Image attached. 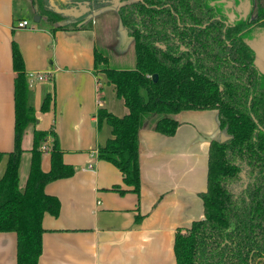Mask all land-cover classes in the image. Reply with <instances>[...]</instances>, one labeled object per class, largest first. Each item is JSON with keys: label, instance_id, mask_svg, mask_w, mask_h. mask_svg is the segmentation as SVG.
I'll return each instance as SVG.
<instances>
[{"label": "trees", "instance_id": "16d2710c", "mask_svg": "<svg viewBox=\"0 0 264 264\" xmlns=\"http://www.w3.org/2000/svg\"><path fill=\"white\" fill-rule=\"evenodd\" d=\"M208 1L145 0L150 7L136 1L118 11L123 46L132 44L135 64L132 69L110 68L103 51H94L95 69L128 110L119 117L98 109L97 122L107 124L111 136L98 147L97 158L116 167L124 185L138 195L139 131L148 124L153 131L172 136L179 112L216 110L219 133L227 139L210 141L206 191L200 194L203 218L176 231L175 262L264 264V74L254 64L253 51L264 36V0H250L254 16L227 27L214 19L220 14ZM31 3L33 14L55 29L74 30L80 24L64 22L44 0ZM11 61L13 148L0 152V163L6 159L0 177V233L16 235V264H37L42 218L59 212L58 200L44 187L70 177L74 170L63 163L57 137L35 130L28 175L24 187H19L22 138L35 122V110L22 55L13 42ZM48 108L46 97L41 111ZM43 145L50 158L47 172L41 170Z\"/></svg>", "mask_w": 264, "mask_h": 264}, {"label": "crops", "instance_id": "0c3cea01", "mask_svg": "<svg viewBox=\"0 0 264 264\" xmlns=\"http://www.w3.org/2000/svg\"><path fill=\"white\" fill-rule=\"evenodd\" d=\"M34 16L31 0H0V152L13 148V42L26 74H48L47 80L28 79L35 122L22 138L19 187L21 172L25 181L28 175L35 130L57 137L63 163L74 170L44 187L58 200L59 212L42 218L37 264H176V231L203 218L200 194L206 191L209 144L220 136L217 111L179 112L172 136L146 124L138 133L140 191L134 194L116 167L97 158L98 147L111 136L108 125L97 122L98 109L119 117L128 110L94 67L96 23L90 16L74 30H62L42 18L31 23ZM22 20L32 29L17 28ZM46 97L49 108L41 111ZM49 168V153L43 151L41 170ZM0 264H16L12 232L0 233Z\"/></svg>", "mask_w": 264, "mask_h": 264}, {"label": "flooded vegetation", "instance_id": "af4514ba", "mask_svg": "<svg viewBox=\"0 0 264 264\" xmlns=\"http://www.w3.org/2000/svg\"><path fill=\"white\" fill-rule=\"evenodd\" d=\"M47 8H54L50 5V2L53 1L54 4L60 9H69L76 7L78 9L77 13H81L82 16L75 17L73 15H62L64 22H76L79 21L82 23L86 18L102 14L105 10H112L116 13L118 17V11L125 4H130L133 2H141L146 7H150L145 3V0H47ZM247 9V0H210L208 1L211 8L216 7L220 16H216L214 19H217L224 23L225 27L232 26L235 22L240 20H250L254 16V5L251 3ZM85 2H88L87 5L83 6ZM155 8H158L155 5H152ZM162 7H165L163 5ZM55 12V10H54ZM57 13V12H56ZM60 14V13H58ZM90 17V18H91ZM119 19V18H118ZM93 20V19H92ZM120 22V21H119ZM121 25V24H120ZM204 27V26H202ZM264 39L262 36L255 44L256 46ZM243 175V174H242ZM244 177V175H243Z\"/></svg>", "mask_w": 264, "mask_h": 264}, {"label": "rangeland", "instance_id": "374dc122", "mask_svg": "<svg viewBox=\"0 0 264 264\" xmlns=\"http://www.w3.org/2000/svg\"><path fill=\"white\" fill-rule=\"evenodd\" d=\"M102 14L93 16L92 19L96 23L94 27L97 30V46L103 51L104 56L107 57L108 66L115 69L134 68L135 55L133 46L132 44L123 46L124 32L116 13L109 9L103 11ZM31 23H33L32 20ZM24 182L25 178H23L21 172V188Z\"/></svg>", "mask_w": 264, "mask_h": 264}, {"label": "water", "instance_id": "95a60500", "mask_svg": "<svg viewBox=\"0 0 264 264\" xmlns=\"http://www.w3.org/2000/svg\"><path fill=\"white\" fill-rule=\"evenodd\" d=\"M88 2H85L83 6L87 5ZM50 5L54 8L55 12L57 13H60L62 15H73L75 17H79V16H82L81 13H77L78 12V9L76 7H73V8H69V9H60L58 8L53 1L50 2ZM250 6V2L247 0V9L249 8ZM40 20V16L38 15H35L33 17V22H38ZM253 51H254V54H255V66L256 68L258 69V71L261 73V74H264V39L260 42L259 45H255L253 46ZM156 75H153V79L155 80L156 79ZM227 139V137L224 135V134H220L219 136V140L220 141H225ZM243 176V175H242Z\"/></svg>", "mask_w": 264, "mask_h": 264}, {"label": "built area", "instance_id": "2783aa9c", "mask_svg": "<svg viewBox=\"0 0 264 264\" xmlns=\"http://www.w3.org/2000/svg\"><path fill=\"white\" fill-rule=\"evenodd\" d=\"M17 28H30L32 29V26H30L29 22L27 20H22L19 21L16 25ZM48 74L46 73H39V72H35V73H29L27 74V78L29 79V81H33V80H47L48 79ZM41 150L44 151L45 150V146L43 145L41 147Z\"/></svg>", "mask_w": 264, "mask_h": 264}]
</instances>
